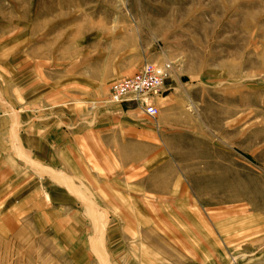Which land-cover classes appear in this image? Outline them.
Here are the masks:
<instances>
[{
  "label": "rangeland",
  "instance_id": "rangeland-1",
  "mask_svg": "<svg viewBox=\"0 0 264 264\" xmlns=\"http://www.w3.org/2000/svg\"><path fill=\"white\" fill-rule=\"evenodd\" d=\"M144 63L172 68L155 119L130 108L152 158L129 148L135 172L40 218L6 217L0 170V264H264V0H0L15 87L46 78L81 96L80 77L95 80L93 115Z\"/></svg>",
  "mask_w": 264,
  "mask_h": 264
},
{
  "label": "crops",
  "instance_id": "crops-1",
  "mask_svg": "<svg viewBox=\"0 0 264 264\" xmlns=\"http://www.w3.org/2000/svg\"><path fill=\"white\" fill-rule=\"evenodd\" d=\"M3 73L0 66V170L13 187L7 201H17L6 217L56 216L66 209L76 213L72 207L86 195L83 187L105 189L101 179L137 170L135 157L121 156L129 148L148 145L152 158V129L133 106L87 112L95 80L80 77L78 96L72 83L63 86L44 78L31 90L15 87Z\"/></svg>",
  "mask_w": 264,
  "mask_h": 264
},
{
  "label": "built area",
  "instance_id": "built-area-1",
  "mask_svg": "<svg viewBox=\"0 0 264 264\" xmlns=\"http://www.w3.org/2000/svg\"><path fill=\"white\" fill-rule=\"evenodd\" d=\"M171 73L169 63H144L131 77L118 79L110 85L105 103L118 107L133 105L147 118L155 119L158 114L155 99L162 96L163 83Z\"/></svg>",
  "mask_w": 264,
  "mask_h": 264
}]
</instances>
